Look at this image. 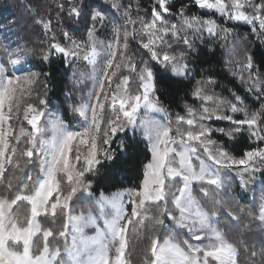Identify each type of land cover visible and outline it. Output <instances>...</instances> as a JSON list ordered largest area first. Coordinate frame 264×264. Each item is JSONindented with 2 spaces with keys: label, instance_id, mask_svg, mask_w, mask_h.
<instances>
[{
  "label": "snow or ice",
  "instance_id": "obj_1",
  "mask_svg": "<svg viewBox=\"0 0 264 264\" xmlns=\"http://www.w3.org/2000/svg\"><path fill=\"white\" fill-rule=\"evenodd\" d=\"M250 4L251 0H193L192 6L217 13L226 21L255 24L259 20L261 35H264V3L253 6L261 15L252 17L245 12L246 5ZM110 5L108 8L98 0L94 6L86 0H80L79 4L67 0V11L64 2L57 5L58 18L63 19L62 14L66 12L76 23L83 18L89 24L83 60L92 66V78L98 89L90 94V101L94 96V102L72 106L73 114L83 121L78 127L59 119L48 120L46 126V111L28 103L26 97L31 96L33 86L41 78L46 80L50 74L44 71V66L38 70L24 68L28 56L25 45L17 43L15 48L3 50L13 70L9 72L0 61V184H4L22 139L26 140L23 156L30 164L38 162L39 173L34 179L30 171L26 172L15 178V185L9 179L8 195L0 196V264H131L125 255L129 232L139 234L150 223L159 226L161 231L150 238L144 264H238V245L217 226L220 201L215 200L213 210L194 196V188L201 185L200 193L208 197L209 189L203 185L217 190L224 187L220 168L241 167L237 174L243 190L248 187L249 179H255L256 172L264 170L255 164L259 160L264 165V147H249L240 158L227 150V141H235L245 131L249 141L255 139L264 143V103L259 110L249 111L246 106L241 107L243 100L239 95H235L232 102L215 93L209 94L204 84L216 81L211 76L206 80L202 78L191 91L193 101H200L199 110L186 105V116H176L177 130L173 135L171 118L156 96V77L161 70L170 73L172 78L191 77L187 57L194 51L198 53L196 39L204 40L206 32L209 37L227 40L234 29L226 24L221 26L215 18L188 15L189 5L184 3L174 13V0H153L146 10L150 12V19L139 21L132 19L131 2L125 7L123 0H110ZM112 9L120 13L125 22L113 21L112 39L107 44L100 41L102 54L96 42L97 25L101 29L106 27ZM170 16L178 19L172 22ZM33 21L42 28L45 38L40 45L42 61L50 65L55 56L69 64L71 59L80 57L82 45L70 31L62 29V42L53 31L51 18L33 17ZM169 37L177 45L182 41L178 54ZM138 38L139 47L145 50L147 57L142 56L139 61L135 53H130V41ZM247 59L245 67L251 69L252 58ZM125 71L139 81L135 94L129 91L130 76L125 75ZM257 91L264 92V86H258ZM39 103L46 105L47 101L40 99ZM142 107L165 113L167 123L138 121ZM22 108L23 120L30 130L21 127L16 131L12 125L13 115L19 118ZM105 111L111 115L105 117ZM241 111L243 119L233 115ZM213 120L227 121L231 126L212 128L206 122ZM185 124L188 127L181 131L180 126ZM138 126L144 130L151 159L143 165L139 185L128 190L127 207L123 193L111 196L101 193L95 197L91 191L92 181L86 174L99 173L105 162H115L118 154L126 153L129 145L123 140L117 143L114 137ZM215 133L226 140H214ZM194 161H198V166ZM246 175L248 179L244 178ZM78 192L87 193L95 200L99 216L92 212L85 216L83 210L78 215L73 214L72 204ZM228 216L238 219L232 211ZM41 218H50L49 226H44ZM255 219L264 223V202ZM166 221L171 223V230ZM57 224L59 231L54 230ZM85 228L93 230L94 234L85 235ZM185 230L186 238L180 239L179 233ZM259 256L257 261V251L252 248L251 264H264V248Z\"/></svg>",
  "mask_w": 264,
  "mask_h": 264
},
{
  "label": "trees",
  "instance_id": "obj_2",
  "mask_svg": "<svg viewBox=\"0 0 264 264\" xmlns=\"http://www.w3.org/2000/svg\"><path fill=\"white\" fill-rule=\"evenodd\" d=\"M73 2L79 4L80 0H73ZM86 2H92L94 6L97 0H86ZM98 2L101 1L98 0ZM129 2L133 5V20L139 21L140 19L150 18V12L146 10L150 9L153 0H123L124 6L127 7ZM181 3L189 5L188 15L215 18L221 26L226 24L227 27L233 28L234 32L228 36L227 40L209 37L206 32L204 33V40H207V43L201 39L195 40L198 53L194 51L187 57L188 66L192 73L191 77L172 78L170 73H164L162 70L157 75L158 91L156 96L159 97L160 103L171 118L173 135H175L177 130L176 116L177 114L186 116V105H191L199 110L200 101H193L191 91L196 86L197 81H201L202 78L206 80L208 76H211L216 81L215 84H204L209 94L215 93L232 102H235L234 96L239 95L243 100L242 108L246 106L249 111L259 110L261 103H264V92L257 91L258 86H264V35H261L260 21L256 20L255 24L226 21L214 12L201 10L192 6L193 0H174V13L179 9ZM257 3H264V0H251V4L246 5V15L249 17L261 15L253 7ZM65 5L67 8V0ZM136 5L140 7L137 8ZM112 14L114 13L111 11ZM33 17H43L46 19L45 10L39 6L37 0H0V22H3V18H5V21H9V26L7 29H4L2 34L3 40L0 39V57L10 69L6 57L2 54L4 48L8 46L15 48L17 43L25 45L28 56L26 58L27 62L23 65L24 68L38 70L41 66H44V71L50 74L46 80L41 78L33 86L28 103L33 104L37 108L44 109L46 111L45 117H49L47 114H57L65 124L78 127L79 123L83 121L82 118L73 114L72 106L86 102L87 97H85V93H87V88L82 85V82L80 84L78 77L82 76V74L87 76V69L85 66H81V70L79 71L71 70L70 64H65L63 58L55 56L51 58L52 63L50 65L42 61V48L40 45L41 41L45 38L42 28L34 24ZM169 19L175 22L178 18L170 16ZM118 21L119 24H122L120 16ZM65 24L67 26L66 30L72 34L75 32L80 37L84 36L85 31L89 27V24L83 18L79 23L70 19V22H65ZM52 25L53 30L55 29L54 32L59 36L58 38L63 37L61 33L63 25L58 24L57 26L53 23ZM139 27L140 25L137 23V30H139ZM253 27L256 28L255 32L252 31ZM168 39L173 44L176 54H178L180 48L183 47L182 41L177 45L170 37ZM165 48H167L166 45ZM130 53L136 54L137 61L142 56L147 58L145 50L139 47V38L136 41H130ZM170 54L172 53L170 52ZM249 56L252 58L251 69L245 67ZM77 67L79 69V66ZM80 71H82V74ZM124 74L130 76L129 91L135 94L139 81L135 75L127 71ZM86 82L89 81L86 79ZM257 96L261 97V99L258 100ZM155 98L153 97V99ZM40 99H45L47 104L40 105ZM229 114L232 113L229 112ZM110 115L111 113L108 111L104 114L105 117ZM233 115L239 119L244 118L242 111ZM206 123L212 128L231 126L227 121L213 120ZM18 126L17 128L15 127L16 131H19L21 127L25 130H30V127L28 128L24 120H19ZM187 127L186 124L181 125L180 130L183 131ZM212 138L218 141L226 140V138H221L219 133H215ZM114 139L117 143L123 140L129 145L128 151L118 154L115 162H105L99 173L86 174L92 181L91 191L97 198L101 193L109 196L113 193L138 186L143 176V165L151 159L148 143L143 138L142 132H131L130 128H128L125 132L118 133ZM257 145L264 147V143L255 139L249 141L248 133L245 131L235 141H227V150L231 155L240 158L245 149ZM25 147L26 140L22 139L13 164L7 171L4 184H0V196L8 195L6 184L9 179L15 185V178L24 176L26 172L30 171L34 179L38 175V162L30 164L27 158L23 156ZM201 155L203 156L202 150ZM204 159L207 161L206 156ZM194 162L198 166V161ZM17 163L19 167H16ZM255 164L257 167L264 169V165H261L259 160L255 161ZM80 166L82 167V164ZM241 170V167H233L231 169L220 168V174L224 178V187L217 190L214 186L205 184L203 186L209 189V196L203 197L199 191L201 185L197 184L194 188V196L202 204L213 208V210H215V200L220 201L219 223L217 226L225 232L226 237L230 241L238 245V264H251L250 250L255 248L257 251L256 260L259 261V253L264 248V223L255 219V216L259 214L262 202H264V170L256 172L255 179H249L248 187L243 190L240 188L241 177L237 174ZM244 178L248 179V176L246 175ZM64 190H67L66 184ZM72 208L74 215L80 214L83 210L85 216L97 209L95 200L90 199L87 193L80 192H78L77 197H74ZM229 211H232L238 219L233 220L229 217ZM49 219L41 218L44 226H49ZM54 230L59 231L60 225L57 224ZM160 231L159 226L150 223L139 234L134 235L129 232V245L125 255L131 264H144L150 238L159 234ZM53 244H55V241H53ZM62 244L63 240L61 239Z\"/></svg>",
  "mask_w": 264,
  "mask_h": 264
},
{
  "label": "rangeland",
  "instance_id": "obj_3",
  "mask_svg": "<svg viewBox=\"0 0 264 264\" xmlns=\"http://www.w3.org/2000/svg\"><path fill=\"white\" fill-rule=\"evenodd\" d=\"M100 1H101V3H106V6H108L109 8L111 7L110 0H100ZM37 2L39 3V6L43 10H45V18H46V20L51 18L53 24H56L57 26H58V24H62L63 25V29L66 30L67 26H66L65 22L66 23L70 22V19L66 16V12H65V14H62L63 15V19H60L57 16V13L59 11V9L57 8L58 3H61V2L65 3L66 0H37ZM66 11H67V8H66ZM111 11L114 14L111 15L110 19L108 20V22L106 24V27L101 29L100 26L97 25L96 42H97V46H98V48H99V50L101 51L102 54L104 52V49L100 46V41H103L105 44H107V42L112 39V31L111 30H112V27H113V21H115L116 23L119 24L118 19H119V16H120L122 24H124V22H125L123 16L120 13L115 12L114 9H112ZM206 11H209V10H206ZM215 14L217 16H219V14H217V13H215ZM2 20H3V22L2 21L0 22V39L1 40H3L2 34H3L4 29H7V27L9 26V21H5V18H3ZM231 22L244 23V22H237V21H231ZM128 27H129V30H130L132 25L129 24ZM87 30L85 31L86 33L82 37L77 35L75 32L73 34L71 33L72 37L78 43H81L82 48H81V51H80V57L77 58V59H71L70 63H69L71 70L73 69V70H78L79 71V70H81L80 69L81 66H85L86 69H87V72H88L87 76H84L82 74V71H80L82 76L78 77L79 80H80V84L82 82L83 83L82 85H84L87 88V93H85V97H87V99H86V102H84V103L94 102L95 97L94 96L91 97V101H90V94L98 89L97 82L92 78L93 77V68H92V66L88 62L83 60V55L85 54V49L83 48V44H84V42L88 41ZM61 33H62V31H61ZM58 40L63 42V37L58 38ZM5 45H6V43H5ZM101 59H103V55L101 56ZM0 61H2L5 64V66H6V62L1 57H0ZM9 66H10V69L8 68V66H6V68H7V70L9 72H11L13 69H12L11 65H9ZM77 66H79V69H77L78 68ZM100 66L101 65L98 64L97 65V69H99ZM17 67L19 68V65ZM86 79L89 82H86ZM115 86H116V84L113 83L112 87L115 88ZM26 99H27V102H28L29 97H26ZM47 115L49 117H44L46 126H47V121L48 120H53V121H55L57 119L61 120L60 116L57 115V114H47ZM89 118H91V111L90 110H89ZM137 119H138V121L139 120H144V121H163V122L167 123L166 120H165V113L147 110V109H144L143 107L140 109ZM19 120L23 121V108L21 109V112L19 114V118L15 114L13 115L12 125H13L14 128L15 127L17 128ZM27 126H28V128L30 127L28 124H27ZM16 128H15V130H16ZM130 130H131V132H136V131L142 132L143 133V138L145 139L144 130H143L142 127L138 126L136 129H133V128L130 127ZM50 134L51 133H47V135H50ZM145 141L147 142L146 139H145ZM82 150L86 151V149H82ZM73 162H75V161H73ZM142 178H143V176H142ZM127 192H128V190H122V191L116 192V193H123L124 194V200H125V206L126 207H127ZM113 194H111V195H113ZM111 195H109V196H111ZM93 214L96 215V216L100 215V210H99L98 207L93 212ZM166 223L169 224V230H171V227H172L171 223L168 222V221ZM99 224H100L101 227L103 226V220L102 219L99 221ZM93 234H94L93 230H91L89 228H85V235H93ZM179 235H180V239L186 238V235H187L186 230L183 231V232H180ZM69 240H70V236H69ZM192 242L193 243H199V242H196V241H192ZM205 243H207V241H205Z\"/></svg>",
  "mask_w": 264,
  "mask_h": 264
}]
</instances>
